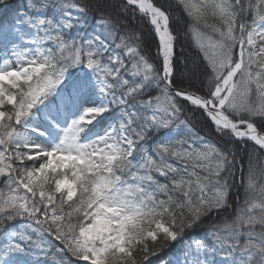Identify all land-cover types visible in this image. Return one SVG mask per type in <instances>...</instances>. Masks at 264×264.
<instances>
[{
    "label": "snow or ice",
    "instance_id": "6c2138e0",
    "mask_svg": "<svg viewBox=\"0 0 264 264\" xmlns=\"http://www.w3.org/2000/svg\"><path fill=\"white\" fill-rule=\"evenodd\" d=\"M175 6L0 0V264H264V0Z\"/></svg>",
    "mask_w": 264,
    "mask_h": 264
},
{
    "label": "trees",
    "instance_id": "16d2710c",
    "mask_svg": "<svg viewBox=\"0 0 264 264\" xmlns=\"http://www.w3.org/2000/svg\"><path fill=\"white\" fill-rule=\"evenodd\" d=\"M24 2V0H23ZM157 4H163L165 7L171 6V11L174 17V21L172 24V29L174 30L175 27H178L179 29V33L181 34V40H180V44H183L184 47V55L185 56H189L192 55L194 56V49L192 46V42L191 39L188 37H185L183 35L184 32V28L186 26V18L184 19H179L180 16V12L178 11V9L175 6V0H156ZM153 42L152 37L148 36V43L151 44ZM180 44L177 45V53L179 54L180 52ZM154 52V49H153ZM190 65V64H189ZM181 69L183 68V65L179 66ZM177 76L179 78V72L177 73ZM188 81L186 80L185 83H187ZM198 128H201L202 130V134H203V126L202 125H198ZM208 139H213L215 140V142H217L218 144H220L221 146H223V141H220L218 137H213V136H209ZM236 148H239V145H236ZM239 175V174H238Z\"/></svg>",
    "mask_w": 264,
    "mask_h": 264
},
{
    "label": "rangeland",
    "instance_id": "374dc122",
    "mask_svg": "<svg viewBox=\"0 0 264 264\" xmlns=\"http://www.w3.org/2000/svg\"><path fill=\"white\" fill-rule=\"evenodd\" d=\"M167 1H170V0H167ZM18 7H20V6H17V7H15V8H18ZM4 15H6V13H0V16H4ZM173 31H177V32H179V29H178V27H175V29L173 30ZM152 51H153V49H152ZM189 67H191V64L189 65ZM186 75H188L187 73H186ZM161 259V258H160ZM155 262V261H154ZM159 264V263H158Z\"/></svg>",
    "mask_w": 264,
    "mask_h": 264
}]
</instances>
